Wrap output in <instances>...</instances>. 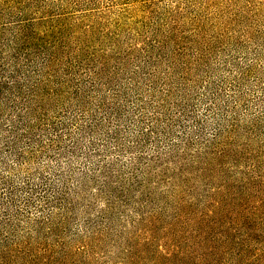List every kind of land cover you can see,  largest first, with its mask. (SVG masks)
I'll return each mask as SVG.
<instances>
[{
    "label": "rangeland",
    "instance_id": "rangeland-1",
    "mask_svg": "<svg viewBox=\"0 0 264 264\" xmlns=\"http://www.w3.org/2000/svg\"><path fill=\"white\" fill-rule=\"evenodd\" d=\"M0 174L49 189L0 264H262L264 0H0Z\"/></svg>",
    "mask_w": 264,
    "mask_h": 264
},
{
    "label": "trees",
    "instance_id": "trees-1",
    "mask_svg": "<svg viewBox=\"0 0 264 264\" xmlns=\"http://www.w3.org/2000/svg\"><path fill=\"white\" fill-rule=\"evenodd\" d=\"M17 60H19L18 64H21L23 60L21 58H8L5 61V65H8L11 67V65H16ZM22 67H24V64H21ZM20 73V71L16 72ZM14 73V75H16ZM20 130L23 131L24 129L18 128L17 125L9 126L8 133L10 134L8 136V139H6L3 143V147L5 148L4 152L8 155H11L15 161L13 163L20 167L23 162L24 158L28 155V151H26V147H19V139L22 140V133H20ZM21 134V135H20ZM59 136L55 135L52 138L49 139V146L51 149L62 153L64 149L60 145H57V138H61V133H58ZM28 137V136H26ZM57 146L58 148H55ZM28 158V157H27ZM40 179L42 178V175H40ZM44 190L48 191V185L44 183V181H41V184L33 183L30 178L25 179L22 181L19 185H15L14 182L8 178L4 174H0V248L2 251L6 250L7 248L11 247L10 243L6 242V238H9L8 232L13 226V222L17 219V221L22 218L21 220L24 221H30L31 218L27 216V210H30L31 207L35 208L36 212L42 213L41 205L40 206L37 201L38 199H43V196L39 194L40 191ZM262 202V201H261ZM215 209H218V203L217 207H214ZM238 224L240 227H242L245 230V241H254L259 239L260 237V230L262 227H264V212L260 213H253V215L247 214L246 212L242 211L241 214L239 213L237 216ZM4 238V239H2ZM231 234L226 233L225 238L228 242L231 241ZM261 240H264V237H262ZM264 246V243H263ZM8 250V249H7ZM218 254V253H217ZM0 254V258H2ZM262 261V264H264V247L261 250L260 257L258 258ZM8 264V263H6Z\"/></svg>",
    "mask_w": 264,
    "mask_h": 264
}]
</instances>
